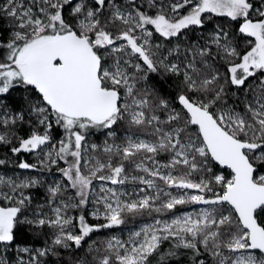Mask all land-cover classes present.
I'll return each instance as SVG.
<instances>
[{
    "label": "snow or ice",
    "instance_id": "obj_1",
    "mask_svg": "<svg viewBox=\"0 0 264 264\" xmlns=\"http://www.w3.org/2000/svg\"><path fill=\"white\" fill-rule=\"evenodd\" d=\"M0 264H264V0H0Z\"/></svg>",
    "mask_w": 264,
    "mask_h": 264
}]
</instances>
